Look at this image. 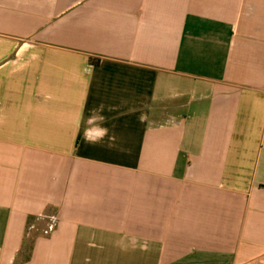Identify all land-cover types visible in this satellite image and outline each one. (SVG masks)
<instances>
[{"label": "crops", "instance_id": "obj_1", "mask_svg": "<svg viewBox=\"0 0 264 264\" xmlns=\"http://www.w3.org/2000/svg\"><path fill=\"white\" fill-rule=\"evenodd\" d=\"M0 264H264V0H0Z\"/></svg>", "mask_w": 264, "mask_h": 264}, {"label": "trees", "instance_id": "obj_2", "mask_svg": "<svg viewBox=\"0 0 264 264\" xmlns=\"http://www.w3.org/2000/svg\"><path fill=\"white\" fill-rule=\"evenodd\" d=\"M92 62H93V63H97V62H98V60H92Z\"/></svg>", "mask_w": 264, "mask_h": 264}]
</instances>
